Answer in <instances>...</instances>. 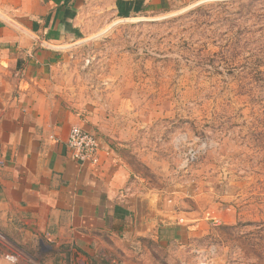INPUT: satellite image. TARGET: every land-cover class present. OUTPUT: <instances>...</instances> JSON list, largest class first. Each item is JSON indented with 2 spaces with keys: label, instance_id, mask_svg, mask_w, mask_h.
<instances>
[{
  "label": "rangeland",
  "instance_id": "obj_1",
  "mask_svg": "<svg viewBox=\"0 0 264 264\" xmlns=\"http://www.w3.org/2000/svg\"><path fill=\"white\" fill-rule=\"evenodd\" d=\"M84 37L51 93L119 145L138 188L200 224L179 229L173 264H264V0H177ZM45 250L25 257L43 264ZM62 251L60 264L101 263Z\"/></svg>",
  "mask_w": 264,
  "mask_h": 264
},
{
  "label": "crops",
  "instance_id": "obj_2",
  "mask_svg": "<svg viewBox=\"0 0 264 264\" xmlns=\"http://www.w3.org/2000/svg\"><path fill=\"white\" fill-rule=\"evenodd\" d=\"M176 1L0 0V250L16 255L15 264H32L25 256L41 258L45 247L54 257L43 264H60L62 250L105 264H173L185 256L179 229L200 224L174 197L138 188L118 144L98 137L95 165L70 159L69 130L96 133L51 93L62 53L91 26L107 16L167 14Z\"/></svg>",
  "mask_w": 264,
  "mask_h": 264
},
{
  "label": "built area",
  "instance_id": "obj_3",
  "mask_svg": "<svg viewBox=\"0 0 264 264\" xmlns=\"http://www.w3.org/2000/svg\"><path fill=\"white\" fill-rule=\"evenodd\" d=\"M65 144L68 155L73 161L81 164H97L99 139L96 134L88 132L81 127L73 126L69 130ZM122 193L124 195L131 193L130 187H125ZM3 260L15 264L18 262V257L0 250V264Z\"/></svg>",
  "mask_w": 264,
  "mask_h": 264
},
{
  "label": "trees",
  "instance_id": "obj_4",
  "mask_svg": "<svg viewBox=\"0 0 264 264\" xmlns=\"http://www.w3.org/2000/svg\"><path fill=\"white\" fill-rule=\"evenodd\" d=\"M124 5L126 6L127 10H130L132 4H131V3H130V4H129V3H124ZM132 9H133V8H132ZM119 17H120V18H127V17H128V12H127V11H125V12H121V11L119 10ZM93 264H96V262H93ZM100 264H105V263H104V261L102 260Z\"/></svg>",
  "mask_w": 264,
  "mask_h": 264
},
{
  "label": "water",
  "instance_id": "obj_5",
  "mask_svg": "<svg viewBox=\"0 0 264 264\" xmlns=\"http://www.w3.org/2000/svg\"><path fill=\"white\" fill-rule=\"evenodd\" d=\"M2 19H4L5 21H8V20H6L5 18H3V17H1ZM130 18H128V19H121V20H129Z\"/></svg>",
  "mask_w": 264,
  "mask_h": 264
}]
</instances>
